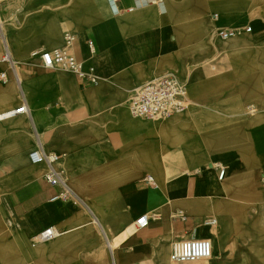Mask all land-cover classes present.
<instances>
[{"label": "crops", "instance_id": "obj_1", "mask_svg": "<svg viewBox=\"0 0 264 264\" xmlns=\"http://www.w3.org/2000/svg\"><path fill=\"white\" fill-rule=\"evenodd\" d=\"M150 1L119 0L116 10L108 0H0V111H30L0 123V264H177L167 256L178 241L208 239L221 258L264 239L255 229L264 227V17L238 21L250 13L245 0ZM256 2L251 10L264 14ZM219 11L236 16L225 23ZM208 14L212 33L202 39ZM222 28L242 32L222 40ZM68 34L96 84L43 67L41 53L64 47ZM179 68L190 106L164 121L133 116L132 91ZM38 147L60 157L72 191L58 210L48 165L29 159ZM218 166L231 169L222 180ZM150 169L165 181L185 174L164 191ZM149 213L148 228L124 237ZM92 218L108 222L110 246ZM51 226L59 236L33 245Z\"/></svg>", "mask_w": 264, "mask_h": 264}, {"label": "built area", "instance_id": "obj_2", "mask_svg": "<svg viewBox=\"0 0 264 264\" xmlns=\"http://www.w3.org/2000/svg\"><path fill=\"white\" fill-rule=\"evenodd\" d=\"M119 0H108L110 6L117 10L116 4ZM161 3V0H158ZM136 3L147 4L150 0H136ZM218 36L222 40L230 39L242 31L238 29H219ZM245 32H252V28L248 27ZM75 42V36L68 34L66 36L65 46L59 49L43 51L41 60L43 67L50 70L61 69L67 70L78 76L80 79L88 81L89 84H96L98 77L91 71L84 69L83 62L79 61L70 51L72 44ZM93 51V45L90 44ZM4 60L8 62L16 74V79L21 82L15 63L6 47ZM6 74L1 75V80L6 81ZM190 106L189 88L175 73H167L165 75L150 79L132 91V99L130 102V110L133 116L152 120H166L179 113H182ZM29 108L23 103L17 109L8 111L5 116L12 118L18 115H28ZM29 159L32 165L46 163L49 167L48 173L45 175L46 180L53 186L59 188V193L54 197L63 203L68 202L72 198L71 188L66 180L65 173L57 167L60 157L53 153H46L42 147H38L30 152ZM219 179H224L226 170L220 166ZM144 182L152 187H156L153 177H147ZM212 225L216 224V220L210 221ZM150 217L148 215L141 216L135 223L136 230H142L149 227ZM59 236V231L55 226L48 227L39 232L32 238V244L38 245L55 240ZM213 246L208 239H193L178 241L173 244L171 261L177 264L188 262H197L208 260L212 257Z\"/></svg>", "mask_w": 264, "mask_h": 264}, {"label": "bare ground", "instance_id": "obj_3", "mask_svg": "<svg viewBox=\"0 0 264 264\" xmlns=\"http://www.w3.org/2000/svg\"><path fill=\"white\" fill-rule=\"evenodd\" d=\"M217 16L220 19H222L223 22L228 23V21H230L229 18L231 19V17H235L236 15L223 14V13H221L219 11L218 14H217ZM246 17H248L247 14L239 15L238 21H241V20L244 21V18L246 19ZM183 21H184V24H182V27L188 25L186 22L192 21V18H185ZM200 22H201L202 28L198 31V35L201 36L202 39H204V37H206V36L209 37L210 33H212V31H211V29H212V23H211V17H210V15L208 14L205 17V19L202 18L200 20ZM228 25H230V24H228ZM187 66L188 65H185V67H187ZM180 67H182V65H180ZM180 69H182V68L173 69V70H171V73H175L176 75L182 76V73H181ZM21 78L23 80L22 87L25 90V77H24V75H21ZM260 83H261V85H264V79H261V82ZM7 112H8L7 109L0 111V123H3L4 121H7V119H9L8 117L5 116V114ZM174 117H176V116H174ZM177 117H179V116H177ZM225 170H226V175L231 171V169H225ZM150 173L158 179V181L160 183V186H161V188L164 191H166V186L167 187H169L168 185L172 186L173 182L176 180L175 178L178 179L180 176H183L185 174V173L178 174V172H176V174H171V175H169L167 177L165 175V177L167 179L165 181V180H163V178L158 173V169H150ZM174 193L175 192L171 188V190L169 191V195L171 196V198H173ZM50 204L52 206L56 207V209L58 210V208L62 205V202L60 200H58V199H53ZM57 210H54V212L56 213V215H58L57 214ZM170 213H172V212H170ZM181 213H184V211H182ZM148 216L150 217V223H149V225H151L153 219H152V216H151L150 213L148 214ZM92 221L95 223L96 229L98 228L99 231L104 234L106 245L107 246H110L109 245V242H108L109 241V238H110V229L108 227V222L107 221H98V220H96L94 218H92ZM217 221H218V223H221V220L218 217L216 219V223H217ZM207 224H208L207 227H210V225H212L210 221ZM16 227H17V225L15 223H10V226L9 227L6 226L5 228L6 229L7 228L10 229V228H16ZM255 229L264 230V227L263 226H260L258 228L255 227ZM205 230H207V229H205ZM135 233H136L135 226L132 225V224L131 225H128L125 228L124 237H128V236H131V235H135ZM60 234L61 235H65L66 232L62 230V231H60ZM203 235H206L205 234V231H204V234ZM124 239L125 238H121V240H124ZM67 240L68 239H66L64 241L65 244L67 243ZM119 241H120V239L117 242H113L112 243V246L115 247L118 244ZM42 244H45V243H42ZM50 244L51 243L46 244V245H50ZM38 246H39V244H38ZM215 255H216V253L214 251V253L212 254V257L207 260V263L208 264H217L219 261H225V262H234V261L235 262L236 261L245 262V261H251L253 264H264V239H255L254 240V246H253V250L251 251V253H249L248 251L246 253H243V254L242 253H239L238 255H233V253H229V255L223 256L221 258H217ZM170 256H171L170 255V251H168L167 260L170 261V262H172Z\"/></svg>", "mask_w": 264, "mask_h": 264}, {"label": "rangeland", "instance_id": "obj_4", "mask_svg": "<svg viewBox=\"0 0 264 264\" xmlns=\"http://www.w3.org/2000/svg\"><path fill=\"white\" fill-rule=\"evenodd\" d=\"M256 4L257 5H261V6H263L264 5V0H257V2H256ZM243 5L245 6V8H247L246 10H250V13H249V15H248V17H250V19H252V18H256V17H264V14H262V13H253V11L251 10V9H253V0H245L244 2H243ZM161 121H164V120H161ZM261 181L262 182H264V177L261 179ZM261 214H263L264 215V204L263 205H261ZM4 217V219L6 220L7 218H6V213H5V215L4 214H2V213H0V218L1 217ZM151 216H152V219H153V221H154V214H151ZM264 217V216H263ZM91 221H92V219H91ZM92 223V225L93 226H95V228H96V225L93 223V222H91ZM41 246V245H40ZM39 247V246H38ZM172 248H173V246H172ZM172 248H171V251H170V255H171V253H172ZM38 263L37 264H45L44 262H43V260H40V261H37ZM207 262V260H203V261H197V262H188V263H184V264H199V263H206Z\"/></svg>", "mask_w": 264, "mask_h": 264}]
</instances>
